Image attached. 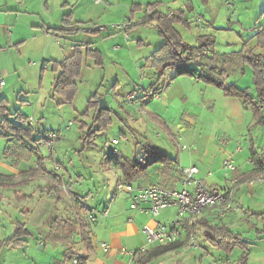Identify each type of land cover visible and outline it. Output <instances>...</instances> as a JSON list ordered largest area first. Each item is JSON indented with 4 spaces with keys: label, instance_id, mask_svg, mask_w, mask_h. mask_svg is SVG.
Returning <instances> with one entry per match:
<instances>
[{
    "label": "rangeland",
    "instance_id": "374dc122",
    "mask_svg": "<svg viewBox=\"0 0 264 264\" xmlns=\"http://www.w3.org/2000/svg\"><path fill=\"white\" fill-rule=\"evenodd\" d=\"M103 1L101 4L94 0H87V3L86 0L82 1L86 8L90 7L89 11L84 12L85 19H88L86 23L89 24L86 27L95 28L93 21L89 20L91 16L95 22H99V26H104L102 32L107 33L102 36L97 34L93 39L91 47L101 51V62L97 63V58L92 55L84 59L80 77L76 80L77 92L72 101L54 92L52 64L43 79L40 64L46 54L49 58L64 57L60 44L70 47L72 43L88 37L84 32H79L70 39L62 38L58 41L51 38L52 53H19L10 42V34L27 32L29 24L37 19V15L23 12L19 4L15 6L22 8L21 11L15 18L8 20L5 15L11 12L5 9L9 6L0 3V22H5L0 26V76L6 81L0 93L8 99V113L5 116L10 117L14 123L26 125L15 116V112L21 110L26 116L33 117L37 130L58 132L59 138L53 155L61 162L58 165L63 169L54 166L55 171L60 170L63 175L62 181L71 189L68 199H73L74 203H71L74 206L66 207L68 211L76 210L75 205L80 210L79 200H83L99 221L106 220L101 215L105 208H110L113 212L118 205L122 206L124 214L121 219L125 217L126 220L129 216L131 195L118 188L117 182L122 172L115 170L109 158V151L114 148L118 154L137 158L145 151V146L147 149L155 147L181 164H193L192 161L197 164L202 168L200 177L206 178L203 181L206 186H218L221 189L229 186L234 190L235 202L239 206L233 211L236 212L234 222H237V226L229 227L223 220L217 223L213 216L209 219L212 224L225 226L238 235L239 241H233L235 244L231 251L223 250L218 244H207L205 232L199 226L191 230L189 238H185V248L166 253L152 264H264V179H257L264 176V118L254 112L255 104H245L238 97L227 95L223 88L203 79L179 75L173 80L176 70L171 68H165V72L161 74L151 56L162 44L156 23L139 25L137 21L140 18L134 19L131 15L133 3L140 2L143 3V9L139 16L147 14L148 0H111L113 6L109 10H104L106 0ZM153 2L158 3V10L164 13L178 9L185 11L190 24L178 23L176 27L186 43L206 47L212 40L209 46H213L212 52L219 54L221 58L231 64L234 57L242 58L241 67L230 70L222 79L226 83L234 82L240 88H248L252 94L257 93L254 67L244 56L263 51L255 33L264 24V0H153L151 3ZM205 51L208 53V49ZM212 52L209 54L212 55ZM171 81V85L167 87L166 83ZM157 86L164 87L165 92L175 98L172 108L163 104L158 96H148ZM93 95L99 101L106 99L113 121L91 141V138L86 139L84 135L92 125L94 108L89 106V102L94 98ZM257 107L262 108L259 105ZM167 109L170 111L166 114L167 121L155 114L158 112L163 115ZM2 116L0 107V117ZM8 137L9 135H0V156H4V151H15V141H10ZM114 138L119 140L118 144L112 143ZM42 145H37L41 151L30 147L35 153H27L29 157L24 161L29 167L21 169L17 175L20 181L9 183L0 179V182L10 184L0 187L9 188L8 191L12 193L17 189V193L30 189L22 186L25 183L20 185L29 178L45 179V182L48 178L51 184L52 179L60 181L54 172L48 175L49 172L43 171L39 163L33 164L34 160L39 161L42 154L46 155L47 147L42 148ZM230 158L236 170L243 164L246 170L248 162L249 171L245 173L250 175L246 181L237 183V171L226 169L224 161ZM46 164L50 166L49 163ZM197 175L196 178L201 180ZM11 178L12 181L15 179ZM251 179L254 181L249 183ZM183 187L182 183L178 185V189ZM188 188L192 189L193 186L188 185ZM72 191L81 196L72 194V198ZM6 213L11 217L12 210L7 206L3 213L0 212L1 220L2 217L8 219ZM216 214L213 213L215 216ZM86 216L87 213L84 212L83 223L91 219ZM151 216L155 220L165 222L169 219L173 222L178 219V207L172 206L162 210L157 216ZM142 223L141 220H136L134 225L140 240L146 244ZM95 226L92 222L93 231L97 232ZM13 232L2 231L0 240L10 237ZM192 237L196 246L191 244ZM78 239L81 241L80 237ZM100 240L95 234V245ZM30 241L33 247L26 250L1 245L0 264H15L16 258L21 259L20 264H49L52 255H56L52 254V244L44 249V243L37 245L35 241ZM76 251L79 252V249ZM73 259L67 260V264H73Z\"/></svg>",
    "mask_w": 264,
    "mask_h": 264
},
{
    "label": "crops",
    "instance_id": "0c3cea01",
    "mask_svg": "<svg viewBox=\"0 0 264 264\" xmlns=\"http://www.w3.org/2000/svg\"><path fill=\"white\" fill-rule=\"evenodd\" d=\"M82 1L84 2V0H0V3L3 2L5 5L9 6V8L6 9L3 8L6 11L11 12L10 14L5 15L6 19L8 20H11V18H15V16H17L16 14H18V12H20L22 8H23L22 9L23 12L27 11L37 15V19L31 22V24H29L28 28L30 29L27 32H23V31H20L18 33L11 32L10 42H12V44L15 45V49L19 53H23V52L52 53L51 38L56 39L58 41L59 39H62V38H56L51 33L52 28L63 26L64 25L63 19L65 15L72 14L73 19L71 26L80 27V30L74 34L65 36L64 39H70L73 35L79 32H84L85 36L88 38L78 41L90 42L92 43L91 45L93 46L94 43L93 39L96 38V35L99 34L102 36L107 32L106 33L102 32L101 29H97V28L90 30L89 27H86L89 24L86 23L88 19H85L86 16H84V12L89 11L90 7L86 8V4L84 5ZM94 1L97 4H101L104 2L103 0H94ZM145 1L147 0H143V2ZM152 1L153 0H148L147 3L149 4ZM19 4H21L20 7L22 8L20 7L18 8L17 6H15ZM133 4H134L133 6L134 9L131 13L132 18L137 19V17L139 18L143 17L144 15L139 16V14L143 9V3L140 2ZM111 6H113V2H111V0H106V4L104 5V10H109ZM89 20L93 21L95 26H98L99 22H95V20H93L91 16ZM3 23L5 22L4 21L0 22V26ZM110 34L111 33H108V35ZM73 45L74 44L72 43L70 47H63L60 44V48L65 55L62 58L59 59L49 58V56L46 54V56L43 58L40 64L41 79L44 78L46 71H48L47 69L51 67L52 61L61 60L65 57L71 56L74 53L75 49ZM157 68L161 71V74L165 72L164 65H157ZM52 72H53V78L55 80V84H54L55 87L56 76L58 72L56 71H52ZM172 79L173 80L177 79V75H175L174 78ZM171 83L172 81L166 83L167 87H169ZM166 84H164L163 86H166ZM159 87L158 86L154 87L148 93V96L150 95L152 96V93L156 91L157 95H155L154 98L158 96V99L161 100L163 104H165L168 108L169 106L170 108H172L171 104L175 101V98H171L170 95L167 92H165L164 87L162 86H161L162 88ZM1 100H3L4 105L7 106L8 99L5 96H3L2 92L0 93V101ZM6 111H7L6 113H8V106ZM168 113H170L168 109L163 115L161 113L155 112V114L158 115L160 118L164 119V121H167L166 117L168 116H166V114ZM27 118L28 116H26V119ZM33 129L34 131L35 130L37 131L35 126L33 127ZM36 131L34 135L36 134ZM8 133H9L8 139L10 141L11 140L15 141V144L13 146V149H15V151H4V156L3 154L0 156V174L7 176L8 177L7 181H9V183L11 182L13 183L20 181V177L17 175H19L21 169H26L29 167L28 164L24 161L27 157H29L27 153L31 151L34 154L35 152H33L31 149L35 148V150H37L38 149L37 145H40V142L35 141L34 138H21L14 134H10V132ZM41 147L45 148L43 145ZM54 148L53 149L47 148L46 155L42 154L41 157H39V161L34 160L33 164L39 163L40 166L42 167V170L44 169L45 172L47 173L49 172L48 175H51V172H54V174L58 176L60 181H56V179L53 181L52 179V184H51L48 178L46 182L45 179L38 180L36 178H29L21 182L20 184L22 185L23 183H25L22 186L30 187V189L27 192L20 191L16 193L15 191H17V189H14V193H12L11 191H8L10 190L9 188L7 189L2 186L0 187V212L3 213V209L6 208V206L12 210L11 217H9L8 214L6 213L8 219H4L3 217L2 220L0 219V237L2 235V231L5 233H9V232L12 233L14 231L12 234L14 235L18 228V225L23 226L29 233V235L24 237L26 239V243H24V245L22 246H16V247L12 246V247L18 250H22V249L26 250L28 247L32 245V241H30V239L35 241L37 245L44 243L42 244L44 245L43 247L44 249H47L49 247V244L51 243L52 244L51 247L53 251L52 254H56V255H52L49 264H67L63 254L66 248L68 247H72L73 250L75 251L76 249H79V252L77 253L79 255H83L87 257V264H135V257L137 256L136 252L139 250L143 251L146 244L140 240L139 235L137 233V227L136 225H134V222L136 220H141V222H143L142 223V229H143L144 224L146 223L155 224L159 220H155L154 218H152L151 214L131 209V213L126 218L127 220L126 221L125 217L121 219V217L124 215L122 212L121 205H118L113 212H111L110 208L109 209L105 208L101 214L102 217L104 216V218H106L105 221L102 220L99 221V219H96L95 215H94L95 219L93 218L89 219L90 218L89 216L90 214H92V211L90 206H88L87 203L83 200H79L80 210H78L77 205H75L76 210L72 209V211L71 210L68 211L66 207L70 208L74 206L71 203L73 199L71 200L68 199L70 197V191H69L70 187L68 188L66 183L62 181L63 175H61V173L59 172L60 170L55 171L56 167L54 165L61 168L62 166H59L61 162L55 157V155H53ZM38 150L41 151V149ZM40 158H43V164ZM175 160L176 162H174V164L172 165L173 173L171 176L167 174L165 175L163 173L165 166L159 163L149 168V174L146 179L135 180L134 181L135 183L133 182L134 185L137 187H143L148 184L156 183L167 188L178 189V185L181 183L183 184L180 175L181 168L184 166L197 165V164H195L192 161L193 164L186 165L183 163L181 164V162H179L177 159ZM46 163L50 164L49 166L50 168L47 166ZM114 168L116 171H119L117 167L114 166ZM247 169H249L248 162L246 164V170H244V164L241 167H239L238 170L235 169L237 171V180H236L237 183H242L247 180L248 175H250L245 173V171H249ZM152 170H154L155 172H152ZM201 173H202V168H199V172H198L199 177ZM11 177H14L15 179L12 181ZM120 178H123V176L121 175L119 179ZM200 178L202 181L206 180V178L203 177ZM63 185L66 186V189L63 188ZM224 188L227 187L225 186ZM60 194L63 195V198L61 200H58ZM72 194L78 197L81 196L72 191L71 193L72 198L74 196ZM1 204H3V206ZM84 212L87 213L86 217L89 219L88 222L86 221L87 222L86 224H87V229L91 231L92 245H87L85 241L82 240V236H81V231L83 229L82 223L85 222L83 221V217H82ZM213 213H216V209L208 208L205 209L202 213H199L197 215H187L186 217L182 218L180 224L182 236L179 241L184 242V240H186L185 238H189L190 229H194L193 227L200 226L198 222L199 220L203 219L209 222V219H211L212 216L216 218L217 223H220V221L223 220L222 222L229 225V227L237 226V222H234L235 221L234 214L236 212L232 211L230 213H227L225 217L219 216L218 214H216L215 216L213 215ZM168 220L169 219H167L165 223L171 222L170 220H169L170 222ZM75 221L77 222L75 223ZM70 222L72 223L74 222V225L71 227H70ZM92 222L95 223L96 225L95 230L97 232L93 231ZM74 233H76L75 237L73 236ZM95 234L97 237L101 238L100 242L96 245L94 242ZM29 236H31L30 239ZM79 237L81 238V241L78 239ZM7 238H3V239H7ZM104 242L110 244L109 250H104L102 248L101 244ZM208 242L209 241H207V244ZM184 245L180 247L177 251H180L181 249L185 248ZM132 251L134 252L133 254L131 253ZM74 258H78V257L76 256ZM20 262L21 259L16 258L15 264H20Z\"/></svg>",
    "mask_w": 264,
    "mask_h": 264
},
{
    "label": "trees",
    "instance_id": "16d2710c",
    "mask_svg": "<svg viewBox=\"0 0 264 264\" xmlns=\"http://www.w3.org/2000/svg\"><path fill=\"white\" fill-rule=\"evenodd\" d=\"M157 7L158 3H149L147 5V14L137 21L139 25H147L155 22L159 30V35L163 40L161 42L162 44L151 55L153 57V64L164 65L165 68L176 70L175 73L177 76L190 75L221 87L227 95L238 97L243 100L245 104H255L254 112L260 114L261 118H264V25H261L255 33L260 45L259 47L262 48L263 51L249 53L251 56H244V59L250 61L254 67L253 72L257 93L252 94L251 91H248V88H240L236 83H226L222 79V76L230 70L241 67L242 58L234 57L231 60V64L226 59L221 58L219 54L212 52L214 48L213 46H209L212 40L206 47L202 44L191 45L186 43L176 27L178 23L190 24L185 11L183 9H178L164 13L159 11ZM72 19V14L65 15L63 19L64 25L52 28L51 33L56 38H64L65 36L78 32L80 27L71 26ZM91 44L92 43L86 41L75 42L73 45L75 50L71 56L52 61V69L58 72L54 91L57 94L65 96L68 101H72L77 92L76 80L80 77L84 59L92 55L97 58V63L101 62V52L98 49H92ZM206 49H208V53L205 51ZM210 52L213 54L210 55ZM240 59H242V61ZM193 63L196 65L193 66ZM155 95H157L156 91L152 93L153 97ZM93 96L94 98L90 99L89 102V106L94 108L92 125L87 130L86 135H84L86 139L91 138V141L98 132L108 128L113 121L111 109L100 111L99 99L96 95ZM257 105L262 108H258ZM0 107L3 115L0 118V135H9L8 132H10V134H14L21 138H34L35 141L40 142L37 134H35L36 136L34 135L35 131L33 127L23 123H14L10 117L5 116L7 106L4 105L3 100L0 101ZM15 116L21 122H24L26 119V115L20 110L15 112ZM84 127L85 124L82 125V128ZM110 154L109 158L112 161L111 163L121 170L122 176L127 182L146 179L149 174V168L159 163L165 166L163 173L171 176L173 173L172 165L176 162L173 157L157 150L155 147L147 149L145 146V151L140 153L137 158H130L123 154H118L115 151H111ZM40 160H42L43 164V158H40ZM180 175L182 177V174ZM0 179L7 180L8 177L0 174ZM0 185L8 186L10 184L0 182ZM62 198L63 195L60 194L58 200ZM198 222L205 232L206 240L213 243V245L218 244L225 251L229 252L232 250V246L235 244V242H233L234 240L239 241L238 235L225 226L212 224L203 219ZM73 225L74 222H70V227ZM82 227V240L85 241L87 245H92L91 231L87 229L86 223H82ZM191 230L192 229H190V232ZM27 235H29L28 231L23 226L18 225L14 235L8 239L0 240V246H22L26 243L24 237ZM183 245V241H178L165 245H153L143 251L139 250L136 252L135 264H152L155 259L166 253L176 251ZM63 255L65 261L77 256L79 264H87V257L79 255L72 247L66 248Z\"/></svg>",
    "mask_w": 264,
    "mask_h": 264
},
{
    "label": "built area",
    "instance_id": "2783aa9c",
    "mask_svg": "<svg viewBox=\"0 0 264 264\" xmlns=\"http://www.w3.org/2000/svg\"><path fill=\"white\" fill-rule=\"evenodd\" d=\"M230 3V2H229ZM97 29H104V26H95ZM94 29V28H90ZM6 81L3 76H0V89L5 85ZM131 99V97H129ZM24 122L34 127V119L32 116L24 120ZM37 137L43 146L49 149H53L56 145V141L59 138L57 131L37 130ZM113 144H118L119 140L114 138ZM115 151L111 149L109 152ZM226 169L235 170V165L232 158L224 161ZM199 172L197 165L184 166L181 168V180L184 184L182 189L167 188L160 184H148L143 187H137L133 182H127L124 178H120L117 182L119 189H123L131 195L130 207L132 210H138L140 212L152 214L157 216L163 209L177 206L178 207V219L176 221L165 223L157 221L155 224L146 223L143 226V234L145 236L146 245L143 250L153 245H165L170 243H176L182 236L181 232V219L187 215H197L202 213L205 209L214 208L219 216H225L227 213L235 211L239 208L235 202L234 190L230 187L220 188L218 186L208 187L202 180L196 178ZM263 180L264 176L257 178ZM254 180L251 179L250 183ZM188 185H192L193 188L189 189ZM66 189V186L63 185ZM91 218L95 219L93 214ZM191 244H195V240L191 238ZM104 250H109V243H102ZM193 246H196L193 245ZM134 253L133 251L131 252ZM73 264H79V259L74 258Z\"/></svg>",
    "mask_w": 264,
    "mask_h": 264
},
{
    "label": "water",
    "instance_id": "95a60500",
    "mask_svg": "<svg viewBox=\"0 0 264 264\" xmlns=\"http://www.w3.org/2000/svg\"><path fill=\"white\" fill-rule=\"evenodd\" d=\"M107 109H110L109 107H108V104H107V102H106V99H101L100 101H99V110L101 111V110H107ZM42 247H44V245H42Z\"/></svg>",
    "mask_w": 264,
    "mask_h": 264
}]
</instances>
